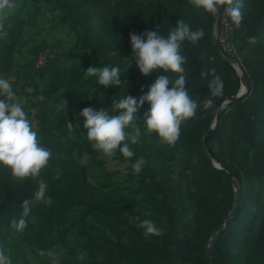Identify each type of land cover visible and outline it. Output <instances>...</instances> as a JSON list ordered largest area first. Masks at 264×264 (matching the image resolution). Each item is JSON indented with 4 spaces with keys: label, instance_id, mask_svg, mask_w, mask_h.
<instances>
[{
    "label": "trees",
    "instance_id": "trees-1",
    "mask_svg": "<svg viewBox=\"0 0 264 264\" xmlns=\"http://www.w3.org/2000/svg\"><path fill=\"white\" fill-rule=\"evenodd\" d=\"M225 6L227 0L221 9ZM242 10L238 27L229 20L248 91L224 105L237 95L240 77L216 53L214 14L195 2L15 0L0 12L7 31L0 38V75L24 100L41 143L52 152L40 177L19 181L0 167V245L12 264H207L208 241L221 226L212 264H264V0H243ZM180 19L205 31L199 41L182 46L188 57L186 87L200 102L196 115L182 123L173 145L142 128L140 140L131 145L135 156L118 151L111 156L128 164V173L107 172L79 113L146 92L164 73L139 72L129 35L158 26L167 35ZM89 65H119L127 87L98 84L97 76L84 71ZM213 67L224 80V93L205 108ZM220 107L214 129L204 135ZM147 109L145 104L138 112L141 123ZM139 157L145 164L137 173L132 165ZM211 160L232 171L233 179ZM41 178L48 183L46 200L33 205L26 228L18 231L11 221L19 218L22 201L33 196ZM233 182L239 199L226 222ZM146 218L162 228L159 235H145Z\"/></svg>",
    "mask_w": 264,
    "mask_h": 264
},
{
    "label": "clouds",
    "instance_id": "clouds-1",
    "mask_svg": "<svg viewBox=\"0 0 264 264\" xmlns=\"http://www.w3.org/2000/svg\"><path fill=\"white\" fill-rule=\"evenodd\" d=\"M14 2L15 0H0V12L11 9ZM194 2L197 7L214 14L218 12L223 0ZM242 6L243 0H227L225 11L237 27L243 20ZM204 35L203 28L193 29L184 19L178 20L167 35L162 34L159 26L143 33H130L132 62H135L139 72L148 76L160 70L164 74L157 76L148 86V90L139 97L125 94L118 100H112L111 107L94 109L87 106L81 110L79 115L83 117L84 127L87 129L85 136L93 142L97 150L109 156L115 155L118 151L124 157L132 158L135 152L131 145L140 140L142 128L150 134L154 133L163 143L175 144L180 136L182 123L195 116L200 106V102L186 87L189 79L186 67L188 57L183 53L182 46L185 41L195 43ZM6 36L7 31L0 24V38ZM250 39L255 43L257 38L253 36ZM226 61L232 66L230 60ZM234 61L238 63V58ZM234 69L240 77L242 75L240 68ZM84 71L88 76H97V83L105 87L121 85L127 87L126 81L121 79L123 74L119 65L102 67L89 65ZM210 73L212 74L208 84L210 95L203 101L205 108L214 105V98L222 96L225 87L224 80L216 74L215 67L210 69ZM202 75L208 76L209 72ZM0 97H3L0 98V167L9 169L19 181L24 178L40 177L52 156L51 149L41 143L39 134L33 128L24 105L17 98L12 83L3 75H0ZM145 104L148 105V109L141 123L138 112ZM144 164L145 159L139 157L132 166L135 172L139 173ZM47 190L48 183L41 178L33 196L22 201V213L19 218L11 221L12 227L18 231L26 228L27 217L33 205L46 200ZM141 226L145 230V235H159L162 231V228L150 218L142 220ZM0 264H12L11 256L2 245Z\"/></svg>",
    "mask_w": 264,
    "mask_h": 264
},
{
    "label": "water",
    "instance_id": "water-1",
    "mask_svg": "<svg viewBox=\"0 0 264 264\" xmlns=\"http://www.w3.org/2000/svg\"><path fill=\"white\" fill-rule=\"evenodd\" d=\"M223 3H224V0H223ZM223 3L220 4L218 12L217 13H214L213 20H212V25H211V36H212L213 44L215 46L216 53L221 57V59H223L224 61H226L227 59L222 55L221 50H220L219 45H218V42L216 41L215 36L213 34L215 22H216L217 16H218V14H219V12L221 10V7H222ZM247 91H248V86H247V84L245 82V78H244L243 75H240V89H239L237 95L227 98L224 101L223 105L226 104V103H228V102L236 101L240 97L244 96ZM221 110H222V107H220L219 110L217 111L216 116H215V119H214L212 125L206 130V132L204 133V135H206L211 129H214V127H215V125H216V123L218 121V118H219V116L221 114ZM202 145H203V149L206 150L205 149V146H204V142H202ZM212 164L217 169H220V170H223L224 169L227 173H229L231 175V177L233 179L232 171L224 168L223 166L215 163L214 161H212ZM233 187H234V191H235L234 201H233V208H232V211L229 213V215H228V217L226 219V222L228 221V219H230L232 217V215H233V213H234V211L236 209V205H237L238 199H239V188H238V186H237V184L235 182H233ZM223 228H224V226L219 227L218 230H217V232L208 241V244H207V247H206V251H205V258H206V263L207 264H212L211 263L212 247H213V245H214V243H215V241H216L219 233L221 232V230Z\"/></svg>",
    "mask_w": 264,
    "mask_h": 264
},
{
    "label": "built area",
    "instance_id": "built-area-1",
    "mask_svg": "<svg viewBox=\"0 0 264 264\" xmlns=\"http://www.w3.org/2000/svg\"><path fill=\"white\" fill-rule=\"evenodd\" d=\"M227 6H225L219 12L215 26H214V36L217 40L221 53L224 57L230 60L232 66L235 63L234 59H237V50L233 44V27L225 11ZM41 63V60L39 61Z\"/></svg>",
    "mask_w": 264,
    "mask_h": 264
},
{
    "label": "rangeland",
    "instance_id": "rangeland-1",
    "mask_svg": "<svg viewBox=\"0 0 264 264\" xmlns=\"http://www.w3.org/2000/svg\"><path fill=\"white\" fill-rule=\"evenodd\" d=\"M190 1L194 2V0H190ZM38 38H40V37H38ZM233 65L235 67H238V63H236V62ZM19 100L24 105V100L22 98H19ZM31 122L33 124V128L35 129L33 120ZM99 153H100L99 158L104 162L103 168L105 171H107V172L116 171V172H118V174L120 176H125L128 173V171H129L128 170V164L120 163L115 158H113L109 155H106V154L102 153L101 151H99ZM83 162H86V160L83 159ZM86 165H88V167L90 169H92L90 164L87 163Z\"/></svg>",
    "mask_w": 264,
    "mask_h": 264
}]
</instances>
